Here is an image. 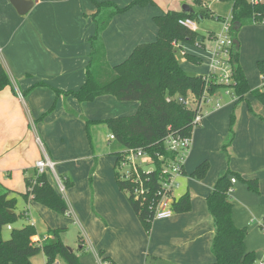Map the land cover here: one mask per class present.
Masks as SVG:
<instances>
[{
    "label": "crops",
    "instance_id": "0c3cea01",
    "mask_svg": "<svg viewBox=\"0 0 264 264\" xmlns=\"http://www.w3.org/2000/svg\"><path fill=\"white\" fill-rule=\"evenodd\" d=\"M26 1L33 2L32 8L27 14L18 15L9 0H0V61L11 84L14 82V85L0 92V183L15 194L12 186L16 178L22 185V189L18 190L22 195L26 192L25 179L32 177L31 174L25 178L22 172L29 169L34 171L36 162L44 158L56 165L63 180L66 179L69 183V210L66 214L74 217V222L77 220L75 223H78L87 244L90 245L87 250L85 242L82 241L79 253H76L80 264H102L104 258L112 264H209L214 262L210 250L214 228L212 217L207 211L206 198L212 192L216 180L231 172L237 175L230 176V180L235 179L229 193L232 221L237 228L246 230V251L255 254L256 264L263 263L264 111L257 107L256 102L263 109L264 106L248 93L242 101L231 98L230 103L223 107L219 90L213 93L211 103L203 108L206 114L200 126L191 133L190 149L185 158L183 174L178 180L179 188L174 196L176 203L187 193L190 209L183 213L173 212L169 219L153 220L146 231L130 204L123 201L115 174L111 175L107 171L108 176L101 181L99 173L104 172V166L98 165L93 175V189L88 188L85 177L81 181L77 180L78 172L83 171V164L86 163L87 175L92 165L89 154H83V143H80L82 158L75 156L79 144L74 142L79 140L76 133L79 132L83 137V132L78 127L80 124L83 127L80 120L86 117V112L90 113V108L86 106V102L79 103L69 94L77 91L85 82L90 39L95 35V24L92 20V15L96 12L95 5L110 2L123 9L134 0ZM152 1L151 5L134 6L116 15L102 33L109 66H116L126 60L135 47L156 40L157 27L154 18L167 12H182L184 5L192 9L190 1L200 6L198 0ZM233 39L237 42V64L250 90L264 89V81L257 68V63L264 61V26L242 27L237 38ZM199 41H203L200 36L197 42ZM190 45L194 46L191 43L177 44L174 47L175 56L179 50L188 54ZM184 59L186 60L185 55ZM186 61L189 65L193 64ZM179 65L181 68L185 67L183 64ZM188 69L198 71L197 74L202 77L207 73V64L200 70H194L191 66ZM56 92L62 94L56 95ZM17 93L22 97L18 98ZM224 93L228 94L229 91ZM114 100L116 99L112 96H103L95 101L114 103ZM216 102L219 107L213 109ZM126 106L128 107L120 108L124 113L128 108V114L119 117L133 115L138 109L136 102ZM232 106H238L237 109L240 110V116L234 118L233 130L236 131L232 132L230 139L225 136L218 144L219 152L216 157L221 158L223 163L214 167L209 158L211 154L204 150L206 132L213 127L215 116L224 114ZM246 109H249V113L244 114ZM110 118L116 117L101 116L100 120L90 121ZM240 124L245 126L240 129ZM64 130H71L72 134L69 135ZM65 135H69L73 141ZM109 136L110 134L108 138ZM226 140L231 141L228 147L223 145ZM222 151L228 156L222 155ZM119 152L121 151L115 153ZM226 157L229 162L227 166L224 165ZM205 161L209 165L206 176L200 181L192 179L190 175ZM87 162H90L88 166ZM181 180L186 183V190ZM244 181H254L257 187L250 191ZM26 209L20 215L30 225L35 221ZM25 213L27 216H24ZM36 225L35 222V228ZM11 227L14 228L13 225ZM51 228L50 230L64 229L59 223ZM4 230L10 231L7 228ZM107 234L116 241L115 249L106 245L104 238ZM51 238L47 232L46 236L35 235L32 240L42 242L43 239ZM34 258L32 264H35ZM53 264L59 262L56 260Z\"/></svg>",
    "mask_w": 264,
    "mask_h": 264
},
{
    "label": "trees",
    "instance_id": "16d2710c",
    "mask_svg": "<svg viewBox=\"0 0 264 264\" xmlns=\"http://www.w3.org/2000/svg\"><path fill=\"white\" fill-rule=\"evenodd\" d=\"M231 2L230 30L236 39L238 31L244 26H264V0H219ZM153 4L152 0H134L127 7L120 9L110 2L97 3L96 12L92 15L95 24V35L90 39L89 61L86 66L84 84L69 94L79 103L92 102L99 97L112 96L120 102L138 103L137 111L130 116L110 118L102 121H88L92 124H102L107 127L113 141L118 142L124 149H143L151 155L159 170L163 162L156 156L165 159L173 158L172 153H166L163 140L168 133L190 136L194 111H189L177 103H167L166 97L175 95L185 97L187 92L199 99L204 92L205 83L200 76H188L175 58L173 44H195L198 34L179 25V20L194 21L196 13L167 12L154 18L157 27V38L153 43L142 44L133 49L129 57L116 66H109L106 61L105 46L102 33L111 20L128 9ZM217 20H220L217 18ZM199 43H201L199 41ZM236 52L233 57L234 83L231 86L239 101L248 93L252 94L264 106V89L251 91L245 76L237 64ZM186 60L198 64L200 58L185 54ZM261 76H264V61L257 63ZM11 80L0 61V92L10 87ZM221 89L212 85L210 94ZM62 93L56 92V95ZM88 122L86 133L89 135ZM169 129V132H168ZM87 135V136H88ZM89 146L92 148L91 137L88 136ZM121 154L115 153L116 160ZM116 162V161H115ZM209 165L201 163L190 175L192 179L200 181L207 172ZM230 176H237L227 172L218 178L212 192L206 198L207 211L212 217L214 235L211 242V252L214 262L209 264H255L253 252H247L244 245L246 230L237 228L232 221V204L229 200V190L232 188ZM151 188V195L145 203L135 200L133 191L135 184L122 181L115 173L116 183L121 192L128 196V202L146 231L153 221L152 205L155 192L159 188L158 172L143 175ZM33 181L35 184L32 185ZM146 181V183L148 182ZM65 187L69 186L64 179ZM248 189L254 191L257 184L254 181H244ZM26 192L22 194L25 202H35L60 215L68 211L67 204L58 191L50 184L45 174L38 175L34 170L32 177L25 179ZM31 188V192H28ZM14 193L0 183V264H32V260L42 253L48 264L56 258H61L65 264H80L79 257L71 252L62 242L61 234L64 229L49 230L51 239H46L41 246L33 244L32 237L36 235V228L31 225L14 229L11 226L21 217L15 213L16 198ZM190 209L189 195L185 193L172 205L174 213L187 212ZM11 227L8 239L3 238V231ZM102 256V253H99ZM105 264H112L107 258L102 259ZM264 264V262H263Z\"/></svg>",
    "mask_w": 264,
    "mask_h": 264
},
{
    "label": "rangeland",
    "instance_id": "374dc122",
    "mask_svg": "<svg viewBox=\"0 0 264 264\" xmlns=\"http://www.w3.org/2000/svg\"><path fill=\"white\" fill-rule=\"evenodd\" d=\"M189 5L191 6L194 13H196L198 15L197 18H195L194 23L196 24V27H197L196 33L201 38H203V44H204L205 50L197 49L193 45L189 46V48H191V49L189 50L190 52H188V54H195L201 58V61L195 65L194 64L189 65L188 62L184 59L182 51H180V50L176 53L175 57H176V60L179 62V64H183V66L186 67V69H185V67H182V68L188 76H199L197 74L198 71H189L188 67L191 66L194 68V70H200L201 68L206 67V64H207L206 63V57H207V54H209L208 51L212 47V40L210 39V37L213 34H219L221 32L223 22L230 19V14H231L230 10H231L232 5H231V2L219 1V0H216V1L212 2L211 4L207 5V9L206 8L204 9V8L198 6L197 3H194L191 1H190ZM217 18L220 20H217ZM12 85H14V82H12ZM226 91H229L228 94H231V95L225 94L224 92H226ZM219 92L221 93L220 103L223 107L227 106L230 103L231 98H236V96L234 94V90L232 87L221 88V89H219ZM18 96L19 95L17 93V97ZM186 96H187V98L191 99V97H192L191 92H187ZM251 96L254 97L252 94H251ZM130 103H134V102H120L117 100H114V103H104V102L100 103V102H96L95 100L92 102H86V106L88 108H90V109H88V110H90V113L86 112V117H84V119L80 120L83 123V127H81V124H80V126L78 125L79 126L78 130L79 129L82 130L83 137L81 136V134L79 132L76 133L75 136H77L79 138V140H75V138H74V140H75L74 142L79 144V146H78L79 149L76 153L77 155H75L77 158H80V159L82 158V153H81V146L82 145H80V143H83L84 144L83 146H85V147H83L85 149L83 154H89V157L92 159V161H91L92 165L88 169L89 170L88 175H87V171H86V165H85L86 163L85 164L82 163L83 164V171L78 172V174H77V180L78 181H81L84 177H85V179H87L88 188L93 189V183H92L93 178H94L93 175L95 174L96 168L98 165L104 166L103 167L104 172L99 173L101 181L104 180L108 176L107 171H109L111 173V175L116 173V171H115L116 158H115L113 153H115L116 151H122L124 149L116 141H110V142L107 141V140H109V138H108L109 131H108L107 127L103 126L102 124H92L88 121H90V119L91 120L92 119L93 120H100L101 116L104 118L106 116H109V117L112 116V117L117 118V117L122 116L124 114H128L127 113L128 108L124 113V111L121 110L120 107L126 108V107H128L126 105L130 104ZM132 105H134V104H132ZM256 105H257V107H259L260 109H262L264 111V109L257 102H256ZM237 108H238V106L229 107L227 112H225L224 114L215 116V119H213L214 121H212L213 127H211L206 132V139H205L206 144L204 146V150L207 151L209 154H211L209 158L212 160L211 162H213L214 167L221 166V164L223 163V160H221V158L216 157L217 153L219 152V150H217L218 144L221 143V140H223V138L225 136H228V139H230L232 137V132L236 131V129L233 130V128H234L233 125L235 122L234 118L236 119L240 116V114H239L240 110ZM247 113H249V109L244 110V114H247ZM104 114H108V115H104ZM86 122L89 123L88 124L89 135L86 133V130L84 129V127L86 126ZM244 126H245L244 124H240V129L243 128ZM64 131L69 132V135L72 134L71 133L72 131L74 132L73 129H72V131L71 130H64ZM75 132H76V130H75ZM69 135H65V137L70 140L71 138L69 137ZM87 135L89 137H91L92 148H90V146H89V139H88ZM71 141H73V139H71ZM228 143H231V141L226 140L223 143V145H227L225 147H228ZM222 155L228 156V154L225 153V151H222ZM89 157L86 156V158H89ZM13 159H15V157H13ZM23 160H25V159H23ZM89 163L90 162H87V166ZM228 163H229L228 158L226 157L224 165L227 166ZM54 172H55V174L52 173L50 170H47L46 176L48 177L50 184L59 192L61 197L64 199L65 203L68 205V199H67L68 187H65V182L63 180V177L60 175L58 170H56V165H55ZM117 172H118V174H121L122 169H121V171L117 170ZM22 174L26 178V177H29L31 174H33V171H31V169H29L25 172H22ZM56 177L59 178V182L63 186L62 190H60L58 181H56ZM181 182L184 186V189L186 190V183L184 182V180L183 181L181 180ZM239 182H241V181L239 180ZM78 186L79 187L81 186V182L78 183ZM12 188H13V190H15V194L13 196L16 198L15 213L19 216L20 213L23 212L24 209L27 208L29 210V214L31 216V219H33L37 223L36 235H40V236L45 235L46 236L48 230H50L51 227H54L55 224L59 223L60 227L64 228V231L61 234V237H62L61 240L68 249L74 250L75 253H79V247L81 246L82 241H84L85 247H86L85 249L88 250L90 245L87 244L86 238L84 237L82 230L79 228L78 223H75L77 221L76 219L74 222V217H72V216L69 217V216H67V214L66 215H60V214H58L54 211H51L48 208H45V207H43L40 204H37L35 202L26 203L24 201V199L22 198L21 194L18 193V190L22 189V185L20 182H18V180L16 178L13 181ZM184 189H183V191H184ZM121 197H123V201L125 203H129L128 202V196L126 193L122 192ZM89 204L91 206V201L89 202ZM27 209H26V211H27ZM35 222H34V224H35ZM28 223H29L28 220L22 216V217L18 218V220L13 224V227H14V229H20L24 225L26 226ZM2 234H3V238L5 240L8 239V237H9L8 231L4 230ZM49 234L50 233L48 232V235ZM105 236L106 237L104 238V241H105L106 245H110L111 248L115 249L116 241L111 236H109V234H107ZM88 254H91V253L89 252ZM56 260L59 262V264H65L61 258H56L55 261ZM34 263L35 264H47V261H46L45 256L42 253H40L34 258Z\"/></svg>",
    "mask_w": 264,
    "mask_h": 264
},
{
    "label": "built area",
    "instance_id": "2783aa9c",
    "mask_svg": "<svg viewBox=\"0 0 264 264\" xmlns=\"http://www.w3.org/2000/svg\"><path fill=\"white\" fill-rule=\"evenodd\" d=\"M202 8L207 9V5L211 4L216 0H198ZM179 25L186 28L187 30L196 33L197 27L194 21L189 19L179 20ZM210 39L212 40V47L208 51V62H207V73L202 76V80L205 83V89L203 94L199 99L194 96L191 99L187 96H172L166 97L165 101L167 103H177L178 105L184 107L189 111H194L195 116L192 121V129L199 127L206 111H204V106L211 103L212 94L208 92V89L212 85H218L221 88L231 87L234 83L233 74H234V64L233 57L236 53V44L232 37L230 30V19L223 22L221 32L219 34L211 35ZM177 44H173V47H176ZM194 47L204 50L203 41L201 43L196 42ZM183 56L185 53H182ZM264 81V76H262ZM21 98V94H18ZM219 103L216 102L213 105V109H217ZM169 132V129H168ZM113 136H109V140H113ZM191 145V135L190 136H181L176 133H168V135L163 140V148L166 153H172L173 158L165 159L162 156H156L158 160L163 162L158 166L157 170L153 158L149 153L143 149H127L125 148L119 152L120 157L116 160L115 171L122 181H129L135 184V189L133 191V197L135 200H139L141 203H145L147 198L151 195L152 191L149 187V181L142 177L144 174L148 175L150 173L158 172L159 175V188L155 192L154 202L152 205L153 220H164L169 219L173 215L172 205L175 202L174 196L179 188V179L183 174V167L186 155L190 149ZM54 163H52L48 158L41 159L36 162L35 170L38 175L45 174L46 171L50 170L54 172ZM122 173L118 174L117 170ZM58 181L60 190L63 189V186L59 182V178L56 177ZM146 181H148L146 183ZM231 184L235 183V179L230 180ZM35 184L33 181L32 185ZM28 192H31V188H28ZM229 190L228 193H230ZM27 216V213L24 214ZM31 226H34V223H30ZM8 230H11V227H7ZM42 242L36 239H33V244L41 246ZM102 264H105L102 262ZM263 264V263H260Z\"/></svg>",
    "mask_w": 264,
    "mask_h": 264
},
{
    "label": "water",
    "instance_id": "95a60500",
    "mask_svg": "<svg viewBox=\"0 0 264 264\" xmlns=\"http://www.w3.org/2000/svg\"><path fill=\"white\" fill-rule=\"evenodd\" d=\"M10 4L13 6V8L16 10L18 15H25L27 12L32 8L33 2L32 1H26V0H9ZM182 13L189 14L193 13L192 9L190 7L184 5L181 9ZM235 44L237 42L235 41ZM71 252L72 250L69 249Z\"/></svg>",
    "mask_w": 264,
    "mask_h": 264
}]
</instances>
